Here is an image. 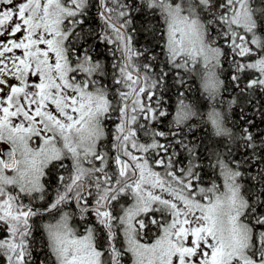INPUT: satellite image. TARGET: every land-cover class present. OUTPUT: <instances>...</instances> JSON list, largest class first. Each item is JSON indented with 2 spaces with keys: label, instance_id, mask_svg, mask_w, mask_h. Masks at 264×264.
Returning <instances> with one entry per match:
<instances>
[{
  "label": "snow or ice",
  "instance_id": "1",
  "mask_svg": "<svg viewBox=\"0 0 264 264\" xmlns=\"http://www.w3.org/2000/svg\"><path fill=\"white\" fill-rule=\"evenodd\" d=\"M0 264H264V0H0Z\"/></svg>",
  "mask_w": 264,
  "mask_h": 264
}]
</instances>
